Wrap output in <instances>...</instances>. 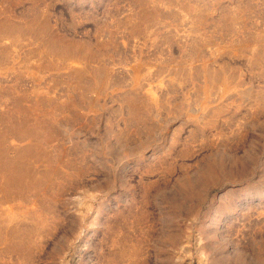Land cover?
Wrapping results in <instances>:
<instances>
[{"label":"rangeland","instance_id":"1","mask_svg":"<svg viewBox=\"0 0 264 264\" xmlns=\"http://www.w3.org/2000/svg\"><path fill=\"white\" fill-rule=\"evenodd\" d=\"M0 118V264H264V0H0Z\"/></svg>","mask_w":264,"mask_h":264},{"label":"bare ground","instance_id":"2","mask_svg":"<svg viewBox=\"0 0 264 264\" xmlns=\"http://www.w3.org/2000/svg\"><path fill=\"white\" fill-rule=\"evenodd\" d=\"M0 123L6 125L5 132L0 134V190H16L19 193L29 189L42 191L46 187V183H48L49 176L45 174L43 177L38 178L33 174L35 172L30 166L32 157L28 154L29 150L20 151L16 157H9L5 154L4 149L2 150V147L9 133H15L22 140L35 139L43 142L49 138L50 128L43 123H37L33 127L23 129L18 127V123H10L3 118H0ZM11 220L12 217L9 221L11 222ZM2 224L3 221H0V240L4 238ZM11 236L17 241L14 247L15 252L24 253L27 250L29 251L30 247L26 240L27 237L24 238L23 234L18 231H15Z\"/></svg>","mask_w":264,"mask_h":264}]
</instances>
